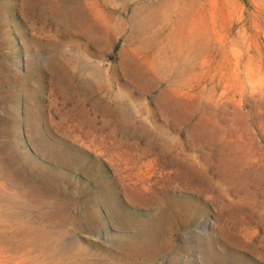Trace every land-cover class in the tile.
Returning a JSON list of instances; mask_svg holds the SVG:
<instances>
[{"label": "rangeland", "instance_id": "rangeland-1", "mask_svg": "<svg viewBox=\"0 0 264 264\" xmlns=\"http://www.w3.org/2000/svg\"><path fill=\"white\" fill-rule=\"evenodd\" d=\"M0 264H264V0H0Z\"/></svg>", "mask_w": 264, "mask_h": 264}]
</instances>
